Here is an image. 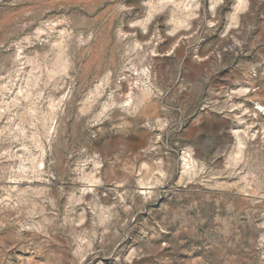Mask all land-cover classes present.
Here are the masks:
<instances>
[{"label":"rangeland","instance_id":"rangeland-1","mask_svg":"<svg viewBox=\"0 0 264 264\" xmlns=\"http://www.w3.org/2000/svg\"><path fill=\"white\" fill-rule=\"evenodd\" d=\"M0 264H264V0H0Z\"/></svg>","mask_w":264,"mask_h":264},{"label":"bare ground","instance_id":"bare-ground-1","mask_svg":"<svg viewBox=\"0 0 264 264\" xmlns=\"http://www.w3.org/2000/svg\"><path fill=\"white\" fill-rule=\"evenodd\" d=\"M260 109V108H259ZM262 111V109H260Z\"/></svg>","mask_w":264,"mask_h":264}]
</instances>
